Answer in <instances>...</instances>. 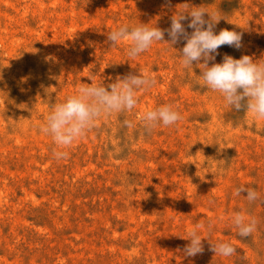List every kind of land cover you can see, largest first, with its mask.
I'll return each instance as SVG.
<instances>
[{
    "label": "rangeland",
    "instance_id": "rangeland-1",
    "mask_svg": "<svg viewBox=\"0 0 264 264\" xmlns=\"http://www.w3.org/2000/svg\"><path fill=\"white\" fill-rule=\"evenodd\" d=\"M170 5L0 0V264H264V203L234 195L246 186L264 200V121L202 87L199 69L183 68L170 45L154 42L132 59L129 42H106L121 24L164 29L173 14L202 6L222 18L217 32L243 33V46H221L216 63L225 54L264 62V0ZM145 70L156 84L137 93L132 111L102 117L66 149L67 159L53 157L39 126L55 104L82 83L108 85ZM164 104L183 119L146 134L140 117ZM236 212L259 221L251 236H238ZM196 224L205 225L204 251L186 257L182 238ZM218 242L237 254L215 255L210 243Z\"/></svg>",
    "mask_w": 264,
    "mask_h": 264
},
{
    "label": "clouds",
    "instance_id": "clouds-1",
    "mask_svg": "<svg viewBox=\"0 0 264 264\" xmlns=\"http://www.w3.org/2000/svg\"><path fill=\"white\" fill-rule=\"evenodd\" d=\"M167 4L171 6L170 0ZM221 19L202 6H191L190 10L173 14L168 28L162 29L158 25L148 27L147 23L135 26L121 24L106 35V42L110 47L122 41L129 42L127 55L132 59L148 51L154 42H164L178 52L183 68L196 66L199 69L198 80L202 87L220 93L228 106L237 112L250 114L253 121H264V62H257L260 59L249 55L235 59L225 54L222 62L216 63L221 46L235 49L243 46L242 32L229 29L216 31ZM181 42L183 47L177 50L174 46ZM155 84V76L146 70L118 76L115 82L108 85L93 81L90 85L82 83L74 94L55 104L39 126V131L51 136L54 142L53 157L67 159L69 152L66 149L91 130L99 119L113 113L132 111L138 103L137 93L147 91ZM140 119L145 133L151 134L158 126H173L183 117L178 108L164 104L144 111ZM123 124L128 128L135 126L127 119ZM242 193H246L243 196L249 203L258 200L264 203L255 189L240 186L235 189L234 195L241 196ZM231 221L242 238L251 236L259 223L255 217H247L240 212L234 213ZM204 228V224H196L182 238L188 241L183 249L186 257L203 253L205 239L200 230ZM207 228L211 230V223ZM210 250L222 257L237 254V248L228 242L210 243Z\"/></svg>",
    "mask_w": 264,
    "mask_h": 264
}]
</instances>
